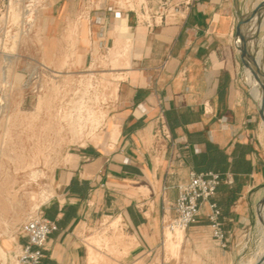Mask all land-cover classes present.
Here are the masks:
<instances>
[{
  "label": "crops",
  "instance_id": "1",
  "mask_svg": "<svg viewBox=\"0 0 264 264\" xmlns=\"http://www.w3.org/2000/svg\"><path fill=\"white\" fill-rule=\"evenodd\" d=\"M102 5L110 11L99 12ZM144 11L160 15L158 23L140 20ZM243 11V0H143L141 5L64 0L49 8L41 26L49 60L54 61L52 48L60 43L61 61L85 65L126 37L131 47L129 66L109 105V145L67 155L53 174L55 196L42 214L58 230L43 264L235 263L237 225L246 220L240 206H248L249 183L264 180L263 145L256 132L261 117L240 80L245 66L236 41ZM118 52L115 48L113 56ZM162 114L175 145L155 138ZM192 172L234 176L235 184L221 185L214 199L228 246L213 238L205 204L198 222L185 232L179 257L167 261L165 225L175 216L179 186ZM119 219L117 235L123 238L114 246L117 256L95 249L109 262L91 261L88 240L108 220ZM199 249L204 258L196 256Z\"/></svg>",
  "mask_w": 264,
  "mask_h": 264
},
{
  "label": "rangeland",
  "instance_id": "2",
  "mask_svg": "<svg viewBox=\"0 0 264 264\" xmlns=\"http://www.w3.org/2000/svg\"><path fill=\"white\" fill-rule=\"evenodd\" d=\"M134 1L137 5L143 3ZM259 1L243 0L244 17L239 22L253 16ZM63 3L64 0H0V264H16L19 235L25 224L55 196L53 174L65 163L66 156L84 147L109 145V105L116 97L117 85L124 79L123 69L129 66L131 41L127 37V41L119 40L113 49L110 46L94 55L86 65L81 60L61 61V43L52 48L56 50L54 61L49 60L51 53L41 26L49 8ZM140 20L151 17L140 13ZM253 33L250 24L246 34L252 38L251 52L257 59L262 55L264 58V25ZM236 42L238 47V38ZM115 48L119 50L117 56H113ZM71 49L78 51L76 45ZM36 69L40 72L39 80L26 82ZM242 69L240 80L250 99L262 110L248 81V68ZM256 125L264 154L263 120L258 119ZM113 134L116 136L115 131ZM249 186L244 200L248 206H240L239 210L245 213L246 220L237 225L240 233L233 245L234 264H257L261 258L264 260V253L258 252L262 237L257 225L258 208L264 201V180L253 179ZM102 228L88 240L93 262H109L106 255L96 253L95 249H105L107 254L117 256L114 246L123 238L117 235L121 219L108 220ZM177 233H166L167 261L177 259L184 245L185 233ZM196 256L204 258L205 254L199 249ZM197 264L201 262L198 260Z\"/></svg>",
  "mask_w": 264,
  "mask_h": 264
},
{
  "label": "built area",
  "instance_id": "3",
  "mask_svg": "<svg viewBox=\"0 0 264 264\" xmlns=\"http://www.w3.org/2000/svg\"><path fill=\"white\" fill-rule=\"evenodd\" d=\"M197 0H188V4L196 2ZM109 12L110 9L102 5L99 12ZM150 15L151 20L143 21L152 26L157 24L156 17L158 14H151L144 11V15ZM101 24L104 27L108 18L103 14L100 16ZM162 19V18H160ZM161 21V20H160ZM104 28H102V35ZM103 37V36H102ZM106 50V49H105ZM40 78L38 69L29 74L26 82H36ZM155 138L158 144H172L175 145L171 130L164 118L160 115L158 118V125L156 127ZM233 186L235 184L234 176L231 174H221L218 172L196 173L190 174L189 182L181 185L178 188V198L174 204L175 216L165 225L164 243L166 242V233L176 234L177 232L185 233L198 222L202 212V207L206 204L209 209L207 215L213 238L217 240L222 248H227L228 242L226 234L223 229L222 210L216 202L215 197L221 185ZM58 230L56 222L47 220L40 213L30 219L23 227L20 233V239L26 240L25 243L18 242L16 264H43L46 258V250L51 235Z\"/></svg>",
  "mask_w": 264,
  "mask_h": 264
},
{
  "label": "bare ground",
  "instance_id": "4",
  "mask_svg": "<svg viewBox=\"0 0 264 264\" xmlns=\"http://www.w3.org/2000/svg\"><path fill=\"white\" fill-rule=\"evenodd\" d=\"M256 7H259V10L257 11V13L253 14V16H251L247 20L246 19L242 20L243 24L240 27L241 35L238 37V48H245V47L247 48V56L245 58V61H246L247 68H248L247 69L248 70V74H247L248 75V81L252 87L253 95L255 96L257 101L261 104V108H262V111L264 113V58H263V55L258 59L255 58L254 52H251L252 43L250 42V40H252V38L249 37V35L248 36L246 35V27L248 25L251 24L252 30L254 32L253 35H255L257 33V31L261 30L263 25H264V0L259 1L258 6H255V9H256ZM19 33H20V31H19ZM254 40H255V38H254ZM91 81H92V79H91ZM94 116H92V118ZM263 124H264V121H263ZM257 216H258L257 225L259 228L258 230H259V233L262 237V241L258 246V252L260 251V253L262 255V253H264V201L260 204V206L258 208ZM182 234H181V236H182ZM98 241H97V243H98ZM180 241H181V239H180ZM258 252H257V254H258ZM259 257H260V255H259ZM261 259L260 260L257 259L260 262L257 264H264V260H261ZM255 264H256V262H255Z\"/></svg>",
  "mask_w": 264,
  "mask_h": 264
},
{
  "label": "water",
  "instance_id": "5",
  "mask_svg": "<svg viewBox=\"0 0 264 264\" xmlns=\"http://www.w3.org/2000/svg\"><path fill=\"white\" fill-rule=\"evenodd\" d=\"M258 10H259V7H257V8L253 11V14L257 13ZM242 24H243V21H240V22H239V26H238V34H237L238 37L241 35V33H240V27H241ZM238 49H239L240 54H241L242 62H243V64H244V66L246 67L247 64H246L245 58H246V56H247V48L245 47V48H238ZM258 111H259V114H260L261 119L264 121V114H263V111H262L260 108H258Z\"/></svg>",
  "mask_w": 264,
  "mask_h": 264
}]
</instances>
